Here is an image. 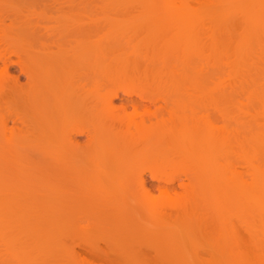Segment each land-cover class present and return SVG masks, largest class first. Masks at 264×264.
<instances>
[{"label":"bare ground","instance_id":"bare-ground-1","mask_svg":"<svg viewBox=\"0 0 264 264\" xmlns=\"http://www.w3.org/2000/svg\"><path fill=\"white\" fill-rule=\"evenodd\" d=\"M149 1L146 2L152 14L151 16L149 14V17L157 20L146 29L144 28L142 33L140 31L138 35L132 34L133 36L127 41H133L135 45L133 44L130 50L120 49L123 44L119 40L110 44L108 37L101 35L95 28L78 24L82 13L96 10L89 2L76 0L63 2L54 9L65 15L44 21L33 17L36 7H38L37 11L40 8L39 4L22 5L13 9L15 15L20 13L28 15L15 17L9 29L3 27L4 20L0 16V51L2 54L4 52L0 55V64L3 67V70H0V143L4 141L0 146L6 144L4 146L12 151L6 150L9 153L7 156L13 153L14 155L10 156L14 158H16V152L19 153L22 148L27 151L31 149L35 152L47 153L48 155L45 154L44 157L43 153L42 157H38L40 154L37 156L35 152L30 153L35 157L32 159L28 154L29 151L20 150V153H25L21 156H29L31 166L38 159L40 160H38L40 164H37V169L42 171V173L38 172L41 176L49 175L54 178L55 174L51 176V172L56 170L58 174L63 173V167L67 168L65 167L67 163L68 167L75 164L73 166L77 165L78 168H82L85 174L79 170L75 174H66L64 178L70 176V179L88 177L91 179L88 175L89 171H96L97 176L91 180L99 182L100 178L101 183L106 187H112V189L114 187L109 197V193H105L109 201L130 203L129 206L132 204L133 218L136 217L135 211L143 210L146 213L149 211V215L152 216L159 214L163 217H172L171 220L176 219V222L182 219L184 223L187 219L190 222L197 215L196 213H201L203 217L210 214L205 198L217 200L219 204L217 207L220 211L229 203L238 202L242 213L247 216V222L254 238L258 241L257 246L254 244L256 253L252 252L255 256L251 258H254L253 261L264 264V0ZM43 7L48 9L51 6L43 5ZM159 18L172 21L169 24L171 27L166 30H163L161 26V29L158 28L162 21ZM189 18L195 19L203 32L192 27H172L173 23L184 22ZM205 23H208L207 29H204ZM238 29L241 31L235 37L234 33L237 32L235 30ZM200 36L204 38L201 39ZM204 39L210 40L219 47L224 46L227 52L226 57L232 62L226 67L225 78L218 79L215 84L217 96L225 102L235 103L238 109L233 117L235 128L230 132L221 130L214 133L205 124H200L193 116L185 112L180 116L171 115L164 119L163 114L168 113L165 107L166 111L161 107L158 108L161 110L160 113L151 111L150 108L159 100L169 106L173 102L172 86L181 85L185 88L196 83V71L193 67L183 63L181 74H178L176 68L171 70L170 60L160 56L162 52L180 42L187 48L194 49L198 42ZM230 43H233L231 48ZM11 56L17 58L14 63L18 66H16L18 72H15L17 69L9 72L10 64L13 63ZM200 80L204 83L202 79ZM156 91L161 93L159 100L156 99L154 93ZM119 93L127 97L121 98L123 102L118 109L114 107L113 99L119 97ZM131 95L139 97L138 100L131 99V97L128 99ZM238 103L242 105L239 108ZM129 107L130 113H128ZM165 115L169 116V114ZM78 136H84L85 142H79ZM177 137L178 139L189 138L193 142L200 143L197 149H193V153H197L203 159L204 168L202 167V172H198L197 175L190 176L192 192L187 196L181 200L172 201L169 193L171 187L167 185L169 188H164L167 186L163 185L164 189H162L160 185L162 191L160 189L158 192H161L160 198L162 199L158 200L152 192L150 183L148 184L150 188L147 185L150 181L144 178L143 169H147L151 177L158 178L153 171L156 167H163L167 159H170L166 155L169 153L168 146ZM50 156L56 158L52 159ZM218 156L226 157L228 162L217 164ZM24 157L19 156L18 158ZM45 157H48L47 160ZM56 159L57 163L54 161ZM69 163L72 165L69 166ZM43 164L48 169H45ZM48 164H50L49 167ZM55 164H60V166ZM57 166L61 172L57 171ZM51 167H54L53 170ZM45 171L49 174L47 175ZM59 175L61 177V174ZM161 178L164 177L161 176L158 181ZM165 180L168 181V178L165 177ZM55 181L52 182L55 184ZM164 183L169 184V182ZM20 184H25V186L27 184L25 188L33 186V189H39L36 187L43 185L36 183L29 185L24 182ZM54 184L53 187L51 185L52 188L55 186L57 189L61 188L60 185ZM113 184L118 187L112 186ZM151 185H154L152 188L155 189V184L151 183ZM48 186L49 184L46 187H40L46 189ZM156 187L159 188L158 184ZM44 188L39 189L41 192L44 191L43 195L45 194ZM16 189H22L21 185ZM95 189L98 192L101 188L95 187ZM33 191L31 193L24 191L22 195L17 194L18 199L12 195L13 193L10 195L9 191H6L4 195H1L2 191L0 192V224H7L12 220L18 224V221H22L20 225L16 224L20 232L16 234L15 245L22 243L17 246L24 248L25 243L28 242L24 239V229L32 227L31 225L38 220L36 219L32 224L31 218H27V215L20 220L15 217V214L18 215L16 211L27 213L28 210L24 209V211L23 208H27L25 206H28L30 199H36L42 205L43 203L50 204L44 200L42 193V196H39L40 191L35 195ZM19 196L24 198L23 202ZM7 197H11L10 200ZM47 198L48 196L45 199ZM49 199L52 200L50 197ZM25 200L28 204H25ZM9 202L12 204L10 205ZM21 202L24 207H21ZM51 204L49 208L41 205V208L45 207L42 209L45 212L39 210L42 213L36 211L38 209H33L36 204L28 206L30 207L28 209H33L41 216L46 214L45 217H50L52 215L49 216L48 210L45 209H50L51 212L59 207V203L56 207H52ZM119 205L122 209L123 205L120 203ZM10 211L12 215L13 212L15 213L14 217L10 215L11 220L8 218ZM31 214L29 215L32 217L33 214ZM36 214L34 212V215ZM4 215H7V218ZM201 216L200 220L203 219ZM48 220L46 224L51 225L53 221L50 222V218ZM209 220L212 224V219L209 218ZM209 220L203 219L202 221L209 223ZM117 221L119 223L120 220L117 219ZM188 226L190 227L189 223ZM260 244L263 249L259 248ZM94 245L91 244V251L87 249L89 246L87 250L84 249L85 247L82 249L92 252ZM256 248L257 250L259 248V251ZM101 250L99 253L104 254ZM90 255L92 257L91 253ZM114 257L119 259L116 255ZM113 258L112 264L117 261ZM130 258L132 261L133 257ZM251 258L240 257V262L251 264ZM103 264L110 263L104 261Z\"/></svg>","mask_w":264,"mask_h":264},{"label":"rangeland","instance_id":"rangeland-1","mask_svg":"<svg viewBox=\"0 0 264 264\" xmlns=\"http://www.w3.org/2000/svg\"><path fill=\"white\" fill-rule=\"evenodd\" d=\"M67 1L70 0H0V16L4 20L3 27L5 29H9L11 27L10 25L12 24V20H14L15 17H22L28 15L27 13H20L19 15H15V11H13V9L26 4H39L40 8L37 11L38 7H36V12L33 16L38 20L44 21L48 18L52 20L56 18H61V16L65 14L55 11L54 8H56L59 4ZM76 1L89 2L91 6L96 9L92 12L82 13V15L79 17L80 21L78 22V24L84 27L88 26L97 29L101 35L103 34L108 37L107 39L110 44L115 40H119L120 42H122L123 45H125H122L120 49L130 50L131 48H133L135 43H133V41L127 40H129V38L133 35H138L140 31L142 33L147 27L152 24L153 21L157 20L155 18L150 19L151 17H149V14L150 16L152 15L151 12H149V7L146 5V2H150L149 0ZM43 5H48L51 7L46 9L43 7ZM159 19H161L162 21H160L158 28H160L161 26L163 30H166L168 29V27H171V25L169 24H171L172 21L164 18ZM207 25L208 23H205L204 29H207ZM176 26L178 28L192 27L196 30H201V32H203L202 29H200V27L197 25L196 20L192 18H189L184 22H180L177 24L173 23L172 27L176 28ZM235 31H237L236 33H234L236 37L241 30L238 29ZM203 38L204 37H201V39ZM200 41L198 42L196 47H194V49L187 48L186 45L180 42L178 44L171 45V47L162 52L160 56L170 60L171 70L176 68L178 74H181V69L184 64L193 67L196 71V83L186 86L185 88H183V86L181 85L177 87L172 86L171 90L173 93V102H171L170 105L168 102L169 106H167L166 103L164 104L162 100H159L161 96L160 92H154L156 99L159 101L156 102L157 104H153L154 107L151 106L150 108L151 111H156V113H160L161 110H158V108L161 107L164 109L165 107L167 111L166 109H164V111L168 113H165L163 109L162 112L165 114H169V116L161 112V114L164 115V119L170 117L171 115L177 117L185 112L187 115L193 116L196 121L200 124H205L214 133H217L221 130L230 132L232 129L235 128L233 117H235L238 109L235 106V103L225 102L217 96L215 84L218 79L225 78L226 67L230 66L232 62L230 59H227V52L224 46L219 47L217 44L215 45L210 40L204 39L203 41ZM232 46L233 43H230L229 47L231 48ZM1 52L2 51H0V55L2 54ZM11 58L13 63H11L12 65L10 64L11 68L9 67V72H14L17 69V64L14 63L15 61H17V58L14 56H11ZM0 70H3L1 64ZM15 72H18V69ZM200 79H202L204 83H202ZM21 80L23 81V77L21 78ZM122 97L124 98L125 95L119 93V97H117L118 99H113L114 107L118 108L119 105H121V103L123 102V100L121 101ZM130 97L131 99L135 100H138L137 98H139L134 95H131L128 99H130ZM241 106L242 105H239L238 103V108ZM128 110V113H130V107L128 108ZM77 140L83 143L85 142L86 138L84 136H78ZM3 142L4 141H2L1 143ZM4 145L6 144L0 146V192L2 191L1 195H4L6 194V191H9L10 195L13 193L12 195H15L16 198L18 197L17 194L22 195L25 192L31 193L33 190V193L35 195L36 192L40 191L42 188L46 187L49 184L46 189L44 188L45 194L43 195L44 191H40V195H38H43V197L45 198L46 196H48V198H44V200L46 202H50V204L53 200V203L51 204L52 207H56L57 203H59V210L56 208V210L54 209L50 212V209H47L49 208V203V205H46L45 203H43L44 205H42V203H38L36 199H30L29 204L26 203L28 201L25 200V204H28V206H35L34 204H36L33 209H38L36 210L38 212L39 210L45 208H41V205H46L47 208L45 210H48L47 212H49V214L47 212L46 213L49 216H52L45 217L46 214L41 216L39 213H42V211L45 212L44 210L38 213L36 211H33V209H28L30 208L28 206H25L27 208H23V210H28L27 213L25 210V213L23 211H21L23 213H21L20 211H16L18 215L14 212L12 215L11 210V214L8 215V218H12L10 215L14 217L15 214V217H18V219L21 220L27 215V218H31V221H29L32 224L36 219L38 220V222L35 221V223L31 225L32 227L29 226L30 228L28 227V229H24V239L28 241H26L27 243H25V248L23 246H17L22 243H17V245H15L16 234L20 232V228L18 227L17 229V225H20L19 223H21L22 221H18V224L16 222L17 225L13 220L9 221L10 223L7 224H0V264H86V261H88V264H103L104 261L105 263L109 262L110 264H112L111 261L113 256L115 255L119 259H116L114 257L113 260H117L114 264H247V262H240V257L243 258L245 256H248L251 258L256 253L254 250V244L255 246H257L258 241H256V239L254 238V234H252L249 223L247 222V216L242 213V209L238 202H231L227 205L226 208L221 209L220 211L218 209L219 204L217 200H214V198L204 197L205 204L208 210L210 211V214H208V216L210 219H212V224L211 220H209V218L207 219L208 216H204L206 218L205 219L203 216L200 215L201 213H196V219H194V216L193 219H191V221L193 220L192 222H189L188 219H184L186 220H183L185 224L182 222V219L177 220L176 222V219L173 221L171 220L172 217H163L159 214H155L156 216H152L149 215V211L146 213L143 210L135 211L136 214H134L137 218L134 217V219L133 215H131V209L133 208L132 204L129 206L130 203H127V206V204H123L120 201H109L108 197L112 193L114 187L113 189L112 187H106L103 183H101L102 179L100 178L99 182H94L93 180H91L93 179V177L97 176L96 171H89L88 175L91 176V179L90 177H88L89 179L83 178L86 175L82 177L83 179H70V176L64 178L63 176H65L66 174H75L76 171L79 170H81V173L82 171L83 173L85 172L82 168H78L77 165L73 166L75 164L72 165L69 163V166L72 165L73 167H68L67 163L65 164V167L67 168L64 169L63 167V170L61 169L62 172L65 174L62 175L63 173H59L61 174V177L57 172H55L56 170L51 172V176L55 174L53 175L54 178L49 177V173H46V171L45 173L48 176H41L38 172L42 173V171L37 169V164H40L38 162L39 159L36 161L37 163L34 162L31 166V162L29 163V156H21L23 152L21 151L22 153H20V150H22L23 148L19 150L20 154L16 152V158H14L10 156L13 153L9 155L10 157L7 156V154H9L8 151H12H10V148ZM199 146V142H193L189 140V138L178 139L177 137L173 139L170 143V146H168V154H170L171 157L166 153L167 157L170 158L172 161L170 159H167V157L164 155V158L167 159L166 164L164 163L163 166L165 169L160 166L156 167L153 171L156 173V176H158V178H160L161 176L164 177L163 179L161 178V180L159 181L157 177V180L155 177V179L151 177L152 175L147 171V169H143V175L145 176L144 178H146L147 181H150L147 183V185L150 183L149 185L151 186L155 198H157L158 200L162 199L160 198L161 192H158L161 188L164 189L171 187L169 188L171 189L169 190V193L172 201L181 200L190 192H192V182L189 181V178L192 174L197 175L198 172H202L201 168L203 167L204 162H202L203 159L200 158L197 153H193V149H197ZM215 147L216 145L214 144V148ZM23 151H29L28 154L31 155V158L34 157L30 153H34L35 150L32 151L31 149H29L27 151V149H23ZM36 153L37 156L40 154V156L38 157H42L41 154L43 152L40 153L37 151L34 154ZM45 154L47 153H43V157L46 156ZM19 156L24 158L19 159ZM25 158H27L28 160ZM47 158L48 157H45L46 160ZM55 158L53 157L52 159ZM216 160L217 164L220 165L228 162V159H226V157L221 156H218ZM54 161H56L55 163H57V159ZM49 165L50 164H48V167ZM55 165L60 166V164ZM58 166L57 171L59 172L60 170H58ZM53 168L54 167H51L52 170ZM45 169L48 168L45 166ZM239 169L240 168H238V170ZM48 172L50 171L48 170ZM165 177L168 178V181L165 180ZM152 178L154 181L152 180ZM54 180H56L55 184L53 183ZM117 181L115 182L118 183ZM162 181L167 183L169 182V184H166ZM22 182L29 183V185L32 183V185H35V183L37 185L43 184L40 186L44 187L37 186L36 188H39L40 190L33 189L32 185V187L28 186V188H25L27 187V184L26 186L25 184H20ZM151 183L155 184V189L152 188L154 185L152 186ZM19 184L22 188L20 190L16 189L20 187ZM53 184H58V186L60 185L61 188L57 189L56 186L55 188H52ZM92 184H95L94 186L96 188L100 187L101 189H98L99 191L97 192V189H95ZM156 184H158L159 186L158 189L156 187ZM102 185L105 188H102ZM149 185L148 187L150 188ZM163 185H169V187L167 186L163 188ZM112 186L118 187L114 184ZM28 189L33 190H31V192H28ZM52 189L57 190L53 191ZM91 189H93L94 191ZM52 191L54 193H52ZM9 192L7 194H9ZM105 193H109L108 197ZM38 195L36 197H38ZM19 197L22 199L21 196ZM49 197L52 198V200L49 199ZM39 200H42V202H44L43 199L39 198ZM23 201L24 198L22 199V202ZM30 201H32L31 204ZM3 202L5 201L3 200ZM119 203L122 204L124 208L122 207L121 209ZM11 204L12 203H10V205ZM60 204H62V206ZM23 205L24 204H22L21 207ZM18 206L20 207V204ZM101 206L102 208H100ZM106 207H108L109 209ZM34 212L38 215H34ZM31 213L35 216V219L33 218V215ZM29 214H31L32 217ZM200 216L203 217L205 221L209 220L210 224L208 222L205 223L204 221H202L203 219L200 220ZM5 217L7 218V215ZM10 218L9 220H11ZM48 218H50V222L53 221L51 225H49L50 223L48 224L49 226H52L51 228L46 224L48 223L46 222ZM117 219L120 220L119 223H117ZM199 221L201 223H199ZM125 222H128L130 224L126 223L128 225L127 226ZM186 222L189 223L190 227ZM202 222H204V224ZM207 223L208 227L205 226ZM253 238L255 239V241ZM96 240H98L97 243ZM91 244L92 246L93 244H95V248L92 250V252L86 251L87 249L90 250ZM130 244L132 245V247ZM104 245L110 246H106V248ZM78 246H80L81 248ZM87 246L89 247L87 248ZM123 246L127 247L125 248ZM82 248L87 249L84 250ZM259 248L261 249L262 245L259 246ZM259 248L258 250L256 248V250L259 251ZM127 249L129 250L128 252ZM99 250L104 252L105 255L99 253ZM105 250L107 252H105ZM85 251L86 253H91L93 258L91 257V255L89 256V253L86 254ZM133 251H135V253ZM252 252L255 253L252 255ZM131 253L132 256H130ZM111 254H113V256H111ZM129 256L133 257L132 261ZM253 259L250 262L251 264H263L262 262L256 260L253 261Z\"/></svg>","mask_w":264,"mask_h":264}]
</instances>
